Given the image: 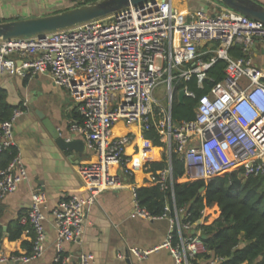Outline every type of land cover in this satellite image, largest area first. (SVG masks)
Here are the masks:
<instances>
[{
    "label": "built area",
    "instance_id": "2783aa9c",
    "mask_svg": "<svg viewBox=\"0 0 264 264\" xmlns=\"http://www.w3.org/2000/svg\"><path fill=\"white\" fill-rule=\"evenodd\" d=\"M264 5V0H255ZM218 43V50H213ZM264 49V24L224 6L210 15L202 10L183 14L173 0H155L73 28L31 38L0 40V75L27 79L38 75L51 78L56 87L69 91L78 104L82 121L71 130L85 138L96 160L78 167L87 196L72 195L53 211L57 229L55 264L64 261L65 246L79 243L87 215L106 191L125 188L120 175L135 180L146 173L153 142L144 133L155 128L163 139L168 168L160 172L162 191H172L175 217L168 206L156 218L141 206L137 185H133L132 219L153 221L170 218L172 231L162 245L130 249L139 262L167 251L176 264H217L205 261L209 255L197 224L190 214L176 208L173 191V154L185 161L186 181L206 183L222 173L241 172L244 178L264 176V66L254 50ZM243 54L234 58L230 51ZM206 48L205 52H200ZM214 54L210 61L204 57ZM227 63L225 77L200 98L194 120L174 123L172 104L174 80L196 76L204 88L207 72L218 61ZM176 71V72H175ZM169 85L170 104L163 108L155 99L159 84ZM185 97L197 95L183 90ZM23 110L15 109L10 120L0 124V156L16 151L0 172V200L16 192L29 178L18 151L15 123ZM118 123L136 126L135 133L116 135ZM133 146V156L127 147ZM157 149V148H156ZM43 188L32 194V205L20 224L34 233L28 255L0 257V264H27L45 254L46 232ZM92 254L83 253L78 264H94Z\"/></svg>",
    "mask_w": 264,
    "mask_h": 264
},
{
    "label": "crops",
    "instance_id": "0c3cea01",
    "mask_svg": "<svg viewBox=\"0 0 264 264\" xmlns=\"http://www.w3.org/2000/svg\"><path fill=\"white\" fill-rule=\"evenodd\" d=\"M77 1L80 0H17L1 10L0 23L58 14L70 10L69 5ZM180 2L181 0L178 1V6L174 2L179 12H191L189 6ZM195 10L206 12L201 8ZM254 55L257 62L264 66V49L260 45L255 48ZM1 96L9 106L23 110V115L15 123V137L29 178L16 192L0 200V230L3 232L0 257L28 255L32 252V231L23 226L24 233L17 241L9 240V231L28 213L32 205V194L41 187L47 195V204L44 207L45 254L27 264H55L57 229L53 211L72 195L87 196V190L78 175V167L95 161L96 157L88 151L85 138L71 130L74 123L82 121L77 102L68 90L56 87L50 77L38 75L23 79L0 75ZM38 114L45 115L62 137H74L83 141L84 152L80 155L75 151L61 150ZM137 130L136 126L118 123L115 134L137 135ZM135 152L136 148L133 146L127 147L129 156H133ZM159 157L160 154L150 162L162 161L163 158ZM147 177L146 173L137 174L136 179L132 180L121 174L120 180L125 188L106 191L99 196L98 203L87 215L84 235L80 242L65 246L62 264H78L83 253L94 255V264H176L167 251L153 254L144 262L130 256L131 248L148 250L162 245L173 227L170 218L153 221L131 218L134 209V193L131 186L142 188Z\"/></svg>",
    "mask_w": 264,
    "mask_h": 264
},
{
    "label": "trees",
    "instance_id": "16d2710c",
    "mask_svg": "<svg viewBox=\"0 0 264 264\" xmlns=\"http://www.w3.org/2000/svg\"><path fill=\"white\" fill-rule=\"evenodd\" d=\"M230 54L234 58L243 57L239 47L232 48ZM204 60L209 61L207 58ZM226 67L225 61L218 60L207 72L203 89L199 88L196 76L189 80H178L172 104L174 123L195 119L198 100L207 95L215 83L224 79ZM186 88L194 92L197 99L185 97L181 102L180 92ZM15 109L1 96L0 124L10 120ZM144 138L152 141L155 148L165 146L155 128L146 131ZM159 152L160 149L151 150V159H156ZM15 154L16 151L1 154L0 172L8 166ZM172 164L176 208L187 211L190 214L189 221L193 224L203 220L197 226V230L206 237L204 243L209 252L203 260L218 261L217 264H264V176L244 178L241 172H232L222 173L208 183L204 180L186 181L185 161L173 154ZM146 167L148 177L144 186L138 189L141 206L152 216L160 218L167 214L166 209L170 205L171 217H175L172 191H162L159 175L168 168L167 157L160 162L148 163ZM24 230L18 223L10 229L9 240H19ZM2 239L3 232L0 230V251Z\"/></svg>",
    "mask_w": 264,
    "mask_h": 264
},
{
    "label": "water",
    "instance_id": "95a60500",
    "mask_svg": "<svg viewBox=\"0 0 264 264\" xmlns=\"http://www.w3.org/2000/svg\"><path fill=\"white\" fill-rule=\"evenodd\" d=\"M220 1L229 9L253 21L264 24V5L261 3L255 0ZM147 2H155V0H97L84 6L50 16L0 23V40L31 38L47 33L67 30L81 24L106 18L130 6H142ZM184 98L185 93L181 91L179 100L182 102ZM38 116L61 150L75 151L80 155L84 152L85 144L83 141H78L74 137L71 139L62 137L57 128L45 115L38 114ZM202 192H204V190H202ZM205 238L206 237L203 236V239Z\"/></svg>",
    "mask_w": 264,
    "mask_h": 264
},
{
    "label": "rangeland",
    "instance_id": "374dc122",
    "mask_svg": "<svg viewBox=\"0 0 264 264\" xmlns=\"http://www.w3.org/2000/svg\"><path fill=\"white\" fill-rule=\"evenodd\" d=\"M17 0H0V14H1V10L3 8H5V6L9 3H13L16 2ZM178 1L179 0H174L175 4L178 6ZM93 2V0H80L77 1L76 3H74L73 5H69L70 10L74 9V8H78L81 6H84L86 4H89ZM181 4H185L187 6H189V9L192 11H197L195 10L196 8H201L203 10H205L208 14L213 15L214 13L218 12L221 10V7H224L225 5L220 1V0H187L183 1L181 0L180 2ZM199 11V10H198ZM218 43L214 44L213 50H218ZM206 48H203L200 50V52H205ZM215 57L214 54H210L205 56L204 58L208 59L209 61ZM176 72V71H175ZM178 84V80H174L173 86L176 87ZM155 99L158 101V103L163 107V108H167L169 107L170 104V93H169V85L167 84V82H162L161 84L158 85L156 91H155ZM160 156L159 158H164L167 153H166V149H160L159 152Z\"/></svg>",
    "mask_w": 264,
    "mask_h": 264
}]
</instances>
